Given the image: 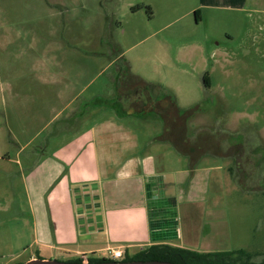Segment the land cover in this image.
Listing matches in <instances>:
<instances>
[{
  "label": "rangeland",
  "instance_id": "rangeland-1",
  "mask_svg": "<svg viewBox=\"0 0 264 264\" xmlns=\"http://www.w3.org/2000/svg\"><path fill=\"white\" fill-rule=\"evenodd\" d=\"M128 68L189 111L170 131L169 100L149 103L130 76L115 89ZM99 95L110 106L96 108L92 122L118 108L130 127L156 131L214 168L212 187L224 198L193 206L197 248L264 258V0H0V264L46 251L28 248L32 188L53 186L54 149L83 127L73 115L82 102Z\"/></svg>",
  "mask_w": 264,
  "mask_h": 264
},
{
  "label": "crops",
  "instance_id": "crops-1",
  "mask_svg": "<svg viewBox=\"0 0 264 264\" xmlns=\"http://www.w3.org/2000/svg\"><path fill=\"white\" fill-rule=\"evenodd\" d=\"M142 96L143 105L155 103L150 95L147 101ZM137 101H132L135 106ZM84 102L73 112L84 121L83 127L54 149L59 156L50 162L53 186L32 188L33 238L28 248L39 244L46 251L33 249L25 261L14 264L34 258L117 260L109 250L122 248L124 259L157 243L214 251L197 248L199 239L190 229L196 204L224 198L217 185L212 187L216 174L211 164L197 162L191 168L190 157L180 146L156 137V131L130 127L121 112L110 111L92 122L96 109H88ZM163 127L164 132L171 129ZM74 141V149L69 148ZM163 141L169 146L157 144ZM204 155L219 154L209 150Z\"/></svg>",
  "mask_w": 264,
  "mask_h": 264
},
{
  "label": "trees",
  "instance_id": "trees-1",
  "mask_svg": "<svg viewBox=\"0 0 264 264\" xmlns=\"http://www.w3.org/2000/svg\"><path fill=\"white\" fill-rule=\"evenodd\" d=\"M195 15L197 16V19L199 20L200 18V13L201 10L200 8H197L194 10ZM131 77L134 78L138 83L142 84L145 92H148V95L151 96L155 102H159L161 99H166L169 100L171 106L174 108L175 113L173 115H170L171 113H167V115H163L166 123V127L172 129V121L176 122L180 119V117H184L185 114L189 111H185L182 109L178 104L176 97L173 92L168 91V90H160L163 88L161 85H154L150 84L147 81L141 79L139 76L132 74L131 70L128 68L125 72L121 73L116 77L115 80V89H117L119 92L122 91V86L121 83L125 84L124 86L127 87L128 84H126L122 77ZM210 75L207 72L203 78L204 84L209 87L210 86ZM128 80V79H127ZM158 88L157 93L152 92L151 89ZM130 92V91H126ZM120 95V94H119ZM117 96L116 98H120V96ZM115 98V99H116ZM110 98L99 95L95 96L93 99L88 100L84 103H86V106L88 109L91 108H101V107H107L109 105ZM113 107V106H112ZM115 111H118V108L113 107ZM171 109V107L169 108ZM119 112V111H118ZM152 112V111H151ZM185 112V114H184ZM120 113V112H119ZM155 114V113H154ZM78 115V114H77ZM156 116H158L156 114ZM171 116H174V119H172ZM160 118V116H158ZM164 121V120H163ZM183 141V139H182ZM192 152V150L190 149ZM189 155V154H188ZM190 156V155H189ZM198 161L193 162L190 159V164L191 168H194L195 164H197ZM233 172V168H230ZM254 255L252 252H249L245 248H240L236 250H219V251H207V252H201V251H196V249H191V248H185V247H179L175 245H170V244H162V243H157L153 244L147 249L140 250L138 253H136L133 257H125L122 260H115L111 259L109 257H103V258H92L89 257L87 260L92 263H98V262H120V261H153V260H161V261H168L172 262L174 264H264V258H261L260 260H255ZM69 261H74V262H79L83 263L85 261L84 257L79 258L77 260H69ZM144 264V263H141Z\"/></svg>",
  "mask_w": 264,
  "mask_h": 264
},
{
  "label": "water",
  "instance_id": "water-1",
  "mask_svg": "<svg viewBox=\"0 0 264 264\" xmlns=\"http://www.w3.org/2000/svg\"><path fill=\"white\" fill-rule=\"evenodd\" d=\"M141 263H144V264H174L172 262L161 261V260H153V261H148V262H144V261H140V260L130 261V262H126V261L109 262V261H105V262H98V263H92V262H89L88 260H85L83 263H79V262H74V261H60L57 259H39V258L31 259L24 264H141ZM20 264H22V263H20Z\"/></svg>",
  "mask_w": 264,
  "mask_h": 264
},
{
  "label": "built area",
  "instance_id": "built-area-1",
  "mask_svg": "<svg viewBox=\"0 0 264 264\" xmlns=\"http://www.w3.org/2000/svg\"><path fill=\"white\" fill-rule=\"evenodd\" d=\"M124 250L125 249H114V250H109V252L112 254V257H114V258H120V257H122L123 255H124ZM84 259L85 260H87V258L86 257H84Z\"/></svg>",
  "mask_w": 264,
  "mask_h": 264
}]
</instances>
